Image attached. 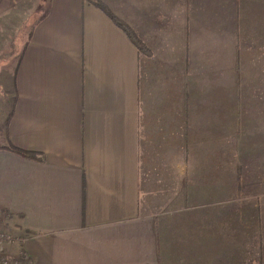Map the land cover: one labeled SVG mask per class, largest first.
I'll return each mask as SVG.
<instances>
[{
	"label": "crops",
	"instance_id": "crops-1",
	"mask_svg": "<svg viewBox=\"0 0 264 264\" xmlns=\"http://www.w3.org/2000/svg\"><path fill=\"white\" fill-rule=\"evenodd\" d=\"M23 1L0 0V56L17 54L0 64V264H264L261 211L230 197V178H264L245 156L264 139V0H102L148 52L88 0L33 19Z\"/></svg>",
	"mask_w": 264,
	"mask_h": 264
},
{
	"label": "rangeland",
	"instance_id": "rangeland-1",
	"mask_svg": "<svg viewBox=\"0 0 264 264\" xmlns=\"http://www.w3.org/2000/svg\"><path fill=\"white\" fill-rule=\"evenodd\" d=\"M47 2L48 0H25L23 1V5H26V8L23 9V18L26 19L28 17V15L30 14V4H32V9L35 6V8L33 9L34 12L32 19L39 16V14H41L43 12V10L46 8L47 6ZM23 22V20H22ZM21 22V23H22ZM24 24V23H23ZM23 31L26 29L24 26L22 27ZM18 44V43H17ZM12 56L10 58H7L6 61L4 59L1 58L0 56V64H6V72H8L11 68L12 62L14 61L15 58H17V54H15L14 52L11 53ZM4 56V54H2ZM6 56V55H5ZM10 62V63H9ZM5 66V65H4ZM0 97L2 98L4 105L3 108L6 111L7 109V103H6V99H5V93L3 90V87L0 86ZM261 108V112H264V107H260ZM236 137H232L230 138V147L236 146L237 143ZM246 141H248V143L246 144V147L249 146L255 149V153H246V157L250 160H253L254 162L256 161V165H257V161L263 162V169H264V139L258 140L257 143L255 144V146L253 145L252 139H246ZM235 154H231L230 158L232 157V163L235 162ZM245 157V161H248L247 158ZM257 171V170H256ZM252 169V163H247L246 167H244V173L247 175L248 173L250 174V176L253 175L254 172H256ZM261 174V176H263L264 173L259 172ZM264 177V176H263ZM244 197L243 198V205H244V210H245V214H248L251 212V214L253 215L252 217H255V210L257 211H261V220H262V230L264 232V178L261 180V185H257V184H252V180L248 179L246 177V182L242 184L241 190L238 191L235 188V183H234V179L230 178V197ZM242 201V200H241ZM234 205V206H232ZM230 209L229 210H238L241 207L237 206V203L235 202H230ZM255 218L250 219V221H248L247 218H245L246 220V240H248L249 238H252V222H254ZM263 238H264V233H263ZM253 244V239L252 242ZM254 245V244H253ZM254 253H256V250H254ZM254 256H256L254 254Z\"/></svg>",
	"mask_w": 264,
	"mask_h": 264
},
{
	"label": "trees",
	"instance_id": "trees-1",
	"mask_svg": "<svg viewBox=\"0 0 264 264\" xmlns=\"http://www.w3.org/2000/svg\"><path fill=\"white\" fill-rule=\"evenodd\" d=\"M91 3L95 4L96 6H98L102 11H104L112 20L113 22L118 25L126 34L127 36L131 39V41L136 45V47L138 48L139 51L142 52H148V47L141 41V39L139 38V36L136 34V32L133 30V28L126 23L125 21H123L122 19L118 18L110 9L109 7L106 5V3H104L102 0H88ZM8 147L12 150L17 151L18 153L24 155V156H28V157H33V158H39V154L34 152V151H30V150H26V149H22L20 147L14 146L12 144H9ZM259 228V224L256 225L255 229L258 230ZM259 239V238H258ZM258 239L256 241H258Z\"/></svg>",
	"mask_w": 264,
	"mask_h": 264
},
{
	"label": "built area",
	"instance_id": "built-area-1",
	"mask_svg": "<svg viewBox=\"0 0 264 264\" xmlns=\"http://www.w3.org/2000/svg\"><path fill=\"white\" fill-rule=\"evenodd\" d=\"M7 216H8V211L0 207V218H6ZM4 238H10V236L0 233V240Z\"/></svg>",
	"mask_w": 264,
	"mask_h": 264
}]
</instances>
